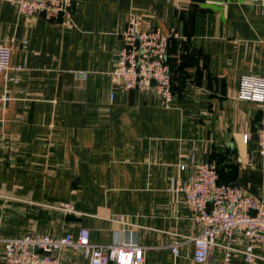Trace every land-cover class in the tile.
<instances>
[{
    "label": "crops",
    "instance_id": "1",
    "mask_svg": "<svg viewBox=\"0 0 264 264\" xmlns=\"http://www.w3.org/2000/svg\"><path fill=\"white\" fill-rule=\"evenodd\" d=\"M132 16L176 33L170 108L150 87L124 90L111 78ZM0 45L12 50L0 74V264L5 238H77L82 228L100 244L134 230L145 264H198L202 226L171 190L182 164L188 178L192 162H220L264 202V103L237 98L244 74L264 75V0H72L55 21L0 0ZM245 241L236 233L232 244ZM255 253L264 264V243ZM62 263L86 261L65 249Z\"/></svg>",
    "mask_w": 264,
    "mask_h": 264
},
{
    "label": "built area",
    "instance_id": "2",
    "mask_svg": "<svg viewBox=\"0 0 264 264\" xmlns=\"http://www.w3.org/2000/svg\"><path fill=\"white\" fill-rule=\"evenodd\" d=\"M14 5L19 13L44 16L58 20L69 14L72 0H3ZM256 2L259 0H247ZM150 22L132 16L122 30L123 46L117 67L111 73L113 82L124 90L151 88L163 105L170 108L175 98L172 73L168 62L171 37ZM12 50L0 45V74L8 76ZM16 69H22L19 65ZM237 98L264 103V75L250 73L241 77ZM259 153L264 156V125L258 132ZM249 135H244L248 141ZM251 163V162H250ZM195 174L184 178L186 164L179 172L171 190L183 194L191 218L201 224L202 232L192 238L195 245L194 260L198 264H254L255 246L264 243V202L248 189L221 182L214 162H192ZM254 210L255 214H251ZM236 233L245 238L243 248L233 246ZM5 264H63L65 249L82 252L86 264H145V247L139 243L134 230L122 233L108 244L91 240L89 229L82 228L75 238L70 232L62 236L24 234L4 239ZM222 246L224 257L214 259L212 251ZM180 245L172 247L180 255ZM237 252L241 258L237 260Z\"/></svg>",
    "mask_w": 264,
    "mask_h": 264
},
{
    "label": "trees",
    "instance_id": "3",
    "mask_svg": "<svg viewBox=\"0 0 264 264\" xmlns=\"http://www.w3.org/2000/svg\"><path fill=\"white\" fill-rule=\"evenodd\" d=\"M168 62H169V60H168ZM169 65H170V69H171V73H172V87H173V91L175 93L176 92V90H175L176 79H177V77H180L179 70L176 68V66L171 61L169 62ZM216 165L218 168L220 181L233 184L235 182L233 180L234 175L229 174V173H225L221 167L222 164L220 162H219V165L218 164H216Z\"/></svg>",
    "mask_w": 264,
    "mask_h": 264
},
{
    "label": "water",
    "instance_id": "4",
    "mask_svg": "<svg viewBox=\"0 0 264 264\" xmlns=\"http://www.w3.org/2000/svg\"><path fill=\"white\" fill-rule=\"evenodd\" d=\"M251 214H253V215H254V214H255V211H254V210H252V211H251Z\"/></svg>",
    "mask_w": 264,
    "mask_h": 264
}]
</instances>
